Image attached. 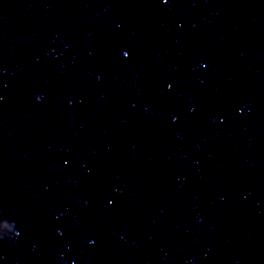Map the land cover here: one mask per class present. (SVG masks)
Segmentation results:
<instances>
[{
    "label": "water",
    "instance_id": "95a60500",
    "mask_svg": "<svg viewBox=\"0 0 264 264\" xmlns=\"http://www.w3.org/2000/svg\"><path fill=\"white\" fill-rule=\"evenodd\" d=\"M3 230L0 264H264V0H184Z\"/></svg>",
    "mask_w": 264,
    "mask_h": 264
},
{
    "label": "clouds",
    "instance_id": "9594fccd",
    "mask_svg": "<svg viewBox=\"0 0 264 264\" xmlns=\"http://www.w3.org/2000/svg\"><path fill=\"white\" fill-rule=\"evenodd\" d=\"M39 98V97H38ZM7 230L0 231V236H3Z\"/></svg>",
    "mask_w": 264,
    "mask_h": 264
},
{
    "label": "snow or ice",
    "instance_id": "6c2138e0",
    "mask_svg": "<svg viewBox=\"0 0 264 264\" xmlns=\"http://www.w3.org/2000/svg\"><path fill=\"white\" fill-rule=\"evenodd\" d=\"M127 55V53H125Z\"/></svg>",
    "mask_w": 264,
    "mask_h": 264
}]
</instances>
